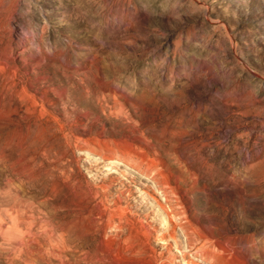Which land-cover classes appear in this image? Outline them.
<instances>
[{
    "label": "rangeland",
    "instance_id": "obj_1",
    "mask_svg": "<svg viewBox=\"0 0 264 264\" xmlns=\"http://www.w3.org/2000/svg\"><path fill=\"white\" fill-rule=\"evenodd\" d=\"M0 264H264V0H0Z\"/></svg>",
    "mask_w": 264,
    "mask_h": 264
}]
</instances>
